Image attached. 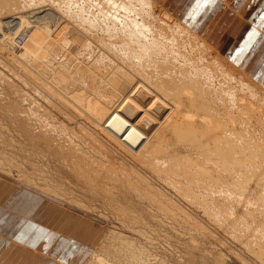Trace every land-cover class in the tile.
Wrapping results in <instances>:
<instances>
[{
  "label": "bare ground",
  "instance_id": "1",
  "mask_svg": "<svg viewBox=\"0 0 264 264\" xmlns=\"http://www.w3.org/2000/svg\"><path fill=\"white\" fill-rule=\"evenodd\" d=\"M196 1L199 3L198 0ZM69 3L74 5L75 12H68ZM181 4L180 2L174 10H171L165 0H0V11L4 17L0 18L2 35L0 42L12 50L17 62H22L18 65L20 69L11 65L15 76L22 78L31 90L38 92L39 97H44L46 103L56 107L64 120L69 123L78 122L77 126L83 134L90 132L91 137L98 142L102 141L105 135L114 145L139 161L142 168H150L156 173H171V178L184 174L189 182L187 189L191 196L190 201L199 198L213 208L212 206L216 204L214 199L218 195L213 197L211 193L215 195L216 191L218 192L215 184H220L238 192L236 195L234 193L229 194L230 196L224 195L227 198L242 202L246 200L252 205L257 201L264 205V84L255 77L259 73L258 64L252 62L250 66H244L238 57L240 61L230 58V51L238 45L236 42L239 38L235 37L233 41L228 35V30L224 33L217 28L204 31L188 24L183 16L187 4L184 3L183 6ZM33 6L36 7L29 13H33L35 17L31 19L30 14L25 15L22 10ZM224 7L226 9L232 7V3L226 1ZM53 21L56 22L54 30L51 27ZM22 26L26 27L22 35L27 36L28 39L25 45L19 47L13 41V35L18 33ZM94 30H98L106 37L99 38V41ZM63 44H66L70 48H68L70 53L78 59L85 49L93 51L91 46L98 47L99 52H103L99 60L105 61V69L97 68L99 62L93 61L97 58L91 57L92 61L87 59L61 60L56 63L35 61L43 53V56L46 54L43 59L51 61L52 57L60 53ZM70 53L65 54L69 57ZM61 56L58 55L59 58ZM15 92L24 94L21 91ZM26 95H24L26 98L22 96V100L30 98ZM22 100L16 99V104L13 102L15 105L13 118L17 127L24 132V138L33 142V147H36L37 143L45 142H55L60 146L66 143L71 146L69 148L71 152L64 150L72 159L83 155L77 154L81 152L79 150L81 145L78 146L76 140L80 138V134L73 132V128L68 123L59 125L51 120L49 115L34 117L25 113L23 110L25 108L20 106ZM33 105L40 109L38 107L41 104L37 99ZM41 107L43 109L47 106ZM46 110L43 109L44 112ZM255 115L259 121L254 120ZM100 132L104 134L102 137L99 135ZM44 133L47 136L42 140L41 134ZM81 139L83 140V137ZM80 140L78 142H83ZM87 159L88 156H82L83 161L88 162ZM86 164L74 165L76 175L79 174L80 178L84 177L83 179L91 185L89 187L92 191L96 192L99 188L100 195L107 191L108 195L113 196L114 191L111 187L114 188L115 185L111 181L117 178L114 173L110 172L109 176L107 174L104 176L103 173L97 172L99 170L93 171L92 167L90 169L89 163ZM23 166L14 163L0 152L1 175L12 177L10 169L17 167L23 170ZM22 172L19 176L23 179L17 177L18 175L16 177L28 185L24 187L29 192L39 193L44 199L48 197L46 199L48 203L65 207L69 204L80 212L85 211L94 216L103 213L108 220L101 203L93 204L89 200L77 199L62 187L48 182L42 183L32 173ZM122 184L136 193L131 197L125 192L121 195L126 200L128 197L133 207H136V204L132 197H136L137 200V196H141L150 199L152 203L158 202L166 213H169L168 210L172 211V215L177 216L184 213L190 216V219L193 215L184 210L185 206L183 207L177 198L168 196L170 193L166 195L167 199H164L163 190L159 193L160 189L142 187L133 179ZM228 193L230 192L227 191L225 194ZM101 202L107 205L106 202ZM115 202L118 203L117 200ZM234 206L236 207L235 204ZM227 209L225 205L216 206L221 216L236 223L235 220L237 221L238 218L235 216L238 214L233 217ZM262 217V219L254 217L252 219L254 221L247 222L245 228L252 231L253 238L250 237L252 242L256 241L264 248V214ZM129 218L123 221L120 219L121 223L139 237L126 234L123 236V233L111 230L101 238L99 249L83 263L151 264L158 254L154 256L151 253L152 241H156L154 240L156 229L149 226L146 221L144 226L139 224L140 217L137 220V217L133 216L132 219L135 221H126ZM194 226L196 227L195 224ZM147 227H150V230ZM234 227L235 231L244 228L235 224ZM106 243L114 248L108 250L104 246ZM261 253L264 257V251ZM169 257L172 256H168V259Z\"/></svg>",
  "mask_w": 264,
  "mask_h": 264
},
{
  "label": "rangeland",
  "instance_id": "2",
  "mask_svg": "<svg viewBox=\"0 0 264 264\" xmlns=\"http://www.w3.org/2000/svg\"><path fill=\"white\" fill-rule=\"evenodd\" d=\"M55 3L58 4L59 2H55ZM50 4L54 6L53 3H50ZM46 6H49V5H46ZM35 7L36 6L29 7V8L27 7L24 10H22V13L27 15ZM73 7H74V5H71L70 3L67 4L68 12H71V11L75 12L74 11L75 7L74 8ZM1 13H0V18H4L2 16L3 13L2 14ZM10 14H12V13H10ZM29 14L28 15L31 16V19H33L35 17L34 15H32L33 13L32 14L29 13ZM52 23H53V25H52ZM51 27L54 30V28H56V22H54V21L51 22ZM25 30H26V27L22 26L21 28H19L18 33L13 35V41L19 47L23 46V44L25 45L27 43L26 41H27L28 37L25 35H22V34H24ZM234 30L235 29L232 28V31L229 32L230 35L234 36V34L236 33V32H234ZM91 34H92V32L90 33V35ZM94 34L95 35L97 34L96 38L98 40H99V38L101 39V37L102 38L106 37V35H104L103 33H100L98 30H94ZM1 36H0V39H1ZM5 45L3 46V44H1V42H0V120H2V122H0V152H1V154H4L5 156H7V158L9 157L11 159V161H13L14 163L21 164L22 166L24 165L23 166L24 168H23V170H21L17 167H12V169H10L11 174H13L12 177L7 178L6 176L0 174L4 179L10 181V183H9V185H7V187L4 186V190H6V189L12 190V188H13V190L15 192L20 193V190L15 188L13 185V184H17L20 186L21 189L25 190L24 193L28 194V195H25L24 193H20L22 195L24 194L23 196H25V197L35 196L36 198L39 197L40 200L42 199L43 201H46V199H48V197L44 199V198L39 196V193L37 194V193L29 192L24 187V186H28V185H26V183L24 181L23 182L20 181V179H23V177H21L19 175L23 173L22 171H25V172L32 173L34 176H36V178H39V181L42 183L48 182V183H51L53 185L64 188L66 191L71 192V194L74 197H76L77 199L82 198L85 201L89 200L93 204H96L99 202L98 204L100 205V203H101L102 207L106 206V208L103 207V209L107 215L108 220L105 219L106 217L104 216L103 213H102V215H100L101 217L100 216H94L92 213H86L85 211H82L81 213H84L85 215H87L92 220H95V221L97 220L100 223H102L101 225H103L104 228L101 232V234H103L101 236V238L103 236L107 235L111 230L115 231L116 233H121V234L123 233V236L126 234L127 236H133V237L137 238V237H139L138 234L132 233L131 232L132 230L126 228L124 226V224H122L121 222L123 221V219L129 218V216L131 218L127 219L126 221L133 220L132 219L133 216L137 217V220H139L141 218L140 220H142V221L144 220V221L142 222L139 220V224L141 223V225H143V224H145V221H146L149 223V226L156 229V230H154V232H155L154 236H156L154 240H156V241H152L153 243H152L151 247H153V248L151 249V253L154 256L158 253L157 255H160V257L159 256L157 257V255H156L154 260L151 259V261L153 260L151 264H155L156 262H157V264H159V263L160 264H165V263L166 264H186V263L187 264H264V257L261 253L264 251L262 244L260 246V244L257 243L256 241L252 242L251 238H253L252 237L253 233L251 230L249 231L248 229L245 228L246 227L245 225H247V222L250 221V223H251L252 221H254V220H252V219H254V217H256V218L259 217L258 219L263 218L262 217L264 214L263 213L264 212L263 203H261V202L258 203L257 201H255L253 203L254 205H252V203H250V202L247 203L246 200L244 202H242V201H237L235 199L232 200L230 197H228L229 198L228 199L226 196H230L229 194L232 195L233 193L236 195L238 192L235 190L232 191L231 189H228L227 187H222V185H220V184H215V185H217L216 188H218V192L216 191L215 195L213 193H211V195L213 197L218 195L217 197H215L216 200L214 199V202H216V204L214 206H212L213 208H210L208 206V204H206V202L201 201L199 198H198L199 200L197 198L195 200H193L194 202L190 201L191 196L188 193V189H187V187H189V182L185 178L184 174H178V176H172V178H171L170 177L171 173L170 174H168V173H164V174L156 173L153 170H151L150 168H144V167L142 168V165L139 161H136L134 158L131 157L130 154H128L127 152L125 153L124 151H122L120 149V147L114 145L113 141H110L109 139H107L106 136L104 134H102L101 132H100V134L99 133H97V134H99L101 137L104 135V137H102V141L100 140L99 137H96L98 140H100V142H98L96 139H93L91 137V134L88 130L87 131L89 132V134L86 132L88 135L86 133H84L85 134L84 135L83 131H81V129H79L77 126L78 122L77 123L76 122H70L69 123L66 120H64L63 117L58 113V110L56 107H53V106L49 105L48 103H46L45 100L43 99L44 97H39L40 95L38 94V92L34 91V89L31 90V87L30 86L28 87L22 78H18L15 76L16 74H15V72L12 71L11 68L13 65L17 66L19 68L18 65L22 64V62L21 61L17 62L18 60L17 59L15 60L13 53L11 52L12 50L9 49V47H7V45L5 47ZM63 45H64V47H63L64 50L60 46L62 49L58 55L59 56L62 55L61 57L64 59H62L61 57L59 58L58 55H56V56L52 57L53 59L51 61L44 60L45 59L44 57L46 56V54L43 56V54H44L43 53V54H41L43 57L40 56L42 61L39 57H38L39 59H37L35 61L37 62L38 60H40V61H38V63L39 62L46 63V61H48L47 63H49V62H55L56 63V61L61 62V60H63V61H77L78 57L76 58V56L73 53H70V50H68L69 47L66 44H63ZM65 47H66L67 51H69L68 54L70 53L69 57L67 56L68 54H67V51L65 50ZM91 48L94 52L91 51V49H88V50L85 49L83 51L84 54L82 52V54L80 55L81 58H79V59L80 60H83V59L86 60L87 59L89 61H92L93 58H97L98 60L93 59L94 62H99V66H96V67L97 68L100 67L99 68L100 70H104L105 69V66H104L105 61H103L102 59L99 60L102 57L101 54H103V52L100 53L99 52L100 50L96 46H91ZM44 49L46 51H48V49H46V48H44ZM105 49H107V48H105ZM63 51H66L65 53L67 55ZM97 51H98V53H97ZM86 52H87V54H86ZM64 55H66V56H64ZM86 55H90V56L87 57ZM100 55H101V57H100ZM82 56H83V58H82ZM57 59H60V60H57ZM14 87L16 90L14 89ZM18 88L21 90H18ZM15 91H18V92L21 91V93L23 92L24 94L22 93L23 95H20V92H19V94H17V92H15ZM18 95H20L21 100H22V96H23V98H26L24 95H26V96L29 95V97L31 98V100H30V98L27 97V99H29L28 101H26L27 99H25V100H22V102L20 103V106L22 105L25 108V109H23V110H25V113H29L32 116L34 115V117H39L41 115L43 116L44 114L49 115L50 119L54 120L55 123L57 122L59 125H64L65 123H68L70 125V127L73 128V132L80 134V138L76 139V140H77L78 146L80 144L81 145L80 148H82L83 150L78 147L79 150H81V152L79 151V152H77V154L80 155L79 153H81V154H83L82 156H85V155H86V157L88 156V159H87L88 162L83 161L82 156L75 157L77 162L75 161L74 158L72 159V157L68 155V152H71V150L69 149V148H71V146H68L69 144H66V143L61 144L62 146H60L58 143H55V142H48V143L45 142V143H37V144H35L36 147H33V145H32L33 142H30V139L24 138V135H23L24 132L21 131L17 127V125L15 124V121H14L15 118H13V116H14L13 106H15L14 103L16 104V99H20L18 97ZM37 97L40 99H38ZM33 98L37 99V101L40 102L41 106H43V107L47 106L46 108H43L44 110L48 109V111L46 110L47 112L45 111L46 113H48V112L49 113L51 112V113L46 114L43 111L41 106L38 107L40 109H37V106L35 107L33 105L35 102V99H34V101L32 100ZM31 106H33V107H31ZM6 108H8V109H6ZM38 111H39V113H38ZM42 112H43V114H42ZM259 117H260V119H262L261 116H259ZM254 120L259 121L257 119L256 115L254 116ZM84 129H85V127H84ZM92 131H94V129H92ZM96 131H98V130H96ZM51 133H52V131L50 132V135H51ZM45 136H47L45 133L43 135L41 134V139L43 140V137L45 138ZM81 137H83V140L81 139ZM79 140L83 141V142L80 143V142H78ZM90 144H92V146ZM64 149H67L68 152L65 151ZM16 159H17V161H16ZM27 161H28V163H27ZM91 161H92V163H91ZM76 163H82V164L87 163L86 165H88V163H89L90 169L92 167L93 171L95 169H96V171L99 170L97 172L103 173L104 176H105V174H107L109 176V173L113 172L114 176H116L117 178H115L114 181H111V183L114 182L113 185H115V186H114V188L111 187V186H113L111 184H110L111 186L110 185H108V186L111 187L114 191V194L117 195V197L119 196L120 198L115 197L114 194H113V196L108 195L107 191H104L105 193L103 192L104 195H103V193L100 195L101 189H99V188L96 189V192L92 191L89 187L91 185H89L87 183V181H85L83 179L84 177L80 178L79 174L76 175V171H75L76 167H74V165ZM16 176L19 177L20 179H18ZM100 176H102V174H100ZM130 177H131V179L135 180L136 182H139L140 183L139 185L142 187H146V188L154 187L158 190L160 189L159 193L163 190L164 191L163 194L165 195L164 199H167L168 196H170L171 198H177V200H179L181 205L183 207L185 206L184 210L186 212H189L190 214L193 213L191 219H190V216L188 217L184 213H182V215L180 214L181 216H177L174 214L172 215V213H171L172 211H170V210H168L169 213H166V211L164 212L163 208L160 207L161 205H159L158 202L153 201L155 203L154 204V203L150 202L151 201L150 199L145 198V197L143 198L141 196H137L138 197L137 200H136V197H132V199L134 200V202L136 204L135 205L136 207L131 206V204L128 200V197L126 200L124 196H121L124 194V192L126 193V195H130V197L134 196L136 194L134 192V190H132L131 188H128L127 186L124 187V184H122L123 182H127V181L129 182L131 180ZM2 180L0 182L4 181V180L3 181ZM5 182L6 181H4L3 184ZM11 183H13V184H11ZM125 184L127 185V183H125ZM120 185L122 186V188ZM226 188H227V190H226ZM26 191L29 193H27ZM227 191L230 193L225 194V193H227ZM30 193L32 195H30ZM166 195H168V196L166 197ZM224 195H226V196H224ZM113 198H115V200H117L118 203L115 202V200L113 201ZM147 199H148V201H147ZM101 201L106 202L107 205H105V204L103 205V203ZM225 201H228V202H225ZM156 203L159 205V207ZM204 203H205V205H204ZM233 203L236 205V207L234 206ZM226 204H227V206H226ZM229 204L231 206H229ZM218 205L219 206L225 205L226 209L228 208L227 211L233 217L238 214L237 216H235L238 218L237 221L235 220L236 223H234V220L229 221L230 219L227 220V219H225V217L221 216L220 213H218L219 211L216 210V206H218ZM67 206L73 208V206H70L69 204H67ZM107 206H109V207H107ZM115 208H116V210H115ZM157 208H158V210H157ZM235 208H237V209H235ZM74 209H76V208H74ZM76 210L78 211V209H76ZM236 210L237 211L239 210L238 211L239 213ZM213 211H215V212H213ZM231 211L232 212L234 211L233 212L234 214ZM245 211L247 212V214ZM134 212L137 213V215L140 213H142V214H140L141 216L140 215L137 216ZM250 212H251V214H250ZM128 214H130V215H128ZM121 215H123L124 218ZM208 215L209 216L211 215L210 216L211 218ZM216 215L221 216V217H217ZM145 216H146V218H145ZM117 217H119V218H117ZM120 217H122L123 219ZM138 217H140V218H138ZM142 217L144 219H142ZM213 217H214V219H213ZM215 217H217V220L215 219ZM241 217H243V218H241ZM222 218L224 220H222ZM118 221H120V222H118ZM133 221H135V220H133ZM240 221H241V223H240ZM191 222L192 223L195 222V223L192 224ZM197 222H199L201 225L198 224ZM232 223H234L237 226H244V228L242 230L236 229V231H235L234 224H232ZM255 223H257V220L255 221ZM121 224H122V226H121ZM194 224L196 225V227L194 226ZM240 224H242V225H240ZM199 225H200V227H199ZM204 225H205V227H204ZM206 227H207V229H205ZM148 229L150 230V227ZM235 233H236V235H235ZM92 236L94 237V234ZM167 236L168 237L172 236V237L168 238ZM101 238L99 239L98 243L96 242L97 245L95 244V246L93 247L94 252L92 250V252L88 255V257L85 260H87L91 256L92 253H95L99 249V246L101 243L100 242ZM158 240L160 242H157ZM163 240L164 241L166 240L165 242H168V243L166 244ZM247 241L249 244L247 243ZM104 246L107 247L108 250H110V251H111V249L114 248L112 245L110 246L108 243H106ZM169 246H171L172 248H170ZM175 248H177V249L175 250ZM170 251H171V253H170ZM180 251L182 253H180ZM186 253H188V254L186 255ZM17 256L18 255L16 252V254L8 260V264H10V263L12 264V262L15 260V258ZM168 256H172V257H169V259H168ZM191 257H193V259H191ZM215 257H216V259H215ZM165 259L167 262H165ZM169 261H170V263H169ZM18 263H19V261H18ZM5 264H7V263H5ZM19 264H26V262L25 263L20 262ZM136 264H137V262H136Z\"/></svg>",
  "mask_w": 264,
  "mask_h": 264
},
{
  "label": "crops",
  "instance_id": "3",
  "mask_svg": "<svg viewBox=\"0 0 264 264\" xmlns=\"http://www.w3.org/2000/svg\"><path fill=\"white\" fill-rule=\"evenodd\" d=\"M187 1L165 0L171 10L180 2L181 6L187 4L185 21L204 31L217 28L224 33L234 28V36L228 35L239 38L236 42L239 47L231 50L229 57L240 59L244 66L256 62L259 73L255 77L264 84V0ZM226 1L232 7L226 9ZM2 178L0 175V181ZM3 180L0 182V264H8L16 252L18 256L12 264H83L103 235L102 223L69 206L41 201L35 196L25 197L28 194L17 184L11 183L23 195L13 188L4 190L10 181Z\"/></svg>",
  "mask_w": 264,
  "mask_h": 264
}]
</instances>
